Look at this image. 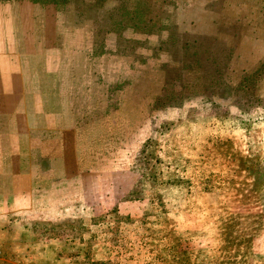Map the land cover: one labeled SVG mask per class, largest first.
<instances>
[{
	"label": "rangeland",
	"instance_id": "obj_1",
	"mask_svg": "<svg viewBox=\"0 0 264 264\" xmlns=\"http://www.w3.org/2000/svg\"><path fill=\"white\" fill-rule=\"evenodd\" d=\"M29 29L67 118L0 164V264H264V0H0Z\"/></svg>",
	"mask_w": 264,
	"mask_h": 264
},
{
	"label": "crops",
	"instance_id": "obj_2",
	"mask_svg": "<svg viewBox=\"0 0 264 264\" xmlns=\"http://www.w3.org/2000/svg\"><path fill=\"white\" fill-rule=\"evenodd\" d=\"M34 35L32 29L25 34L16 30L0 34V164L13 161L17 167H21L36 146L39 159L28 170L32 178L46 173L44 165L48 162L45 158L51 159L53 156L49 154L45 157L42 144L38 142L34 145L26 137L42 132L53 135L57 120L65 122L67 118L64 107L60 112L50 107L51 102H55L51 97L50 83L48 91L42 90V75L51 76L54 63L50 61V52L36 50ZM40 58L42 67L35 65ZM7 137L8 143L5 144ZM20 140H24L26 145H17Z\"/></svg>",
	"mask_w": 264,
	"mask_h": 264
}]
</instances>
